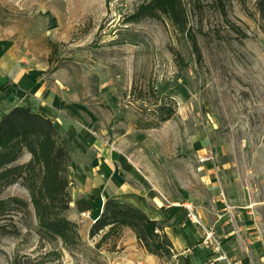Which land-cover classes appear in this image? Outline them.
Listing matches in <instances>:
<instances>
[{
    "label": "rangeland",
    "instance_id": "1",
    "mask_svg": "<svg viewBox=\"0 0 264 264\" xmlns=\"http://www.w3.org/2000/svg\"><path fill=\"white\" fill-rule=\"evenodd\" d=\"M154 1L0 0V63L35 74L73 111L75 188L94 183L107 199L109 166L122 154L144 194L192 204L204 225L185 218L204 248L217 256L220 243L236 264L253 231L264 246V24L255 0H183L184 33L166 15L130 21ZM162 107L175 112L167 122ZM10 196L30 201L20 185L1 198ZM68 217L82 247L41 240L35 216L29 228L19 216L22 235H0V264H175L154 263L129 227L90 238V215Z\"/></svg>",
    "mask_w": 264,
    "mask_h": 264
},
{
    "label": "trees",
    "instance_id": "2",
    "mask_svg": "<svg viewBox=\"0 0 264 264\" xmlns=\"http://www.w3.org/2000/svg\"><path fill=\"white\" fill-rule=\"evenodd\" d=\"M264 24V0H255ZM166 15L179 33L189 26L183 0H156L142 7L130 21L162 20ZM1 70V68H0ZM4 89V87H3ZM171 108L159 110L160 122L174 116ZM67 141L60 127L45 117L33 102L20 103L0 116V235L20 237L22 230L16 218H24L29 228L34 215L36 233L41 240L60 241L67 250L84 245L78 224L68 217L73 203L70 167L72 137ZM25 155L31 156L21 162ZM21 162V163H20ZM23 186L30 201L16 196L1 197L8 188ZM33 209V212L31 210ZM33 213V215H32ZM22 221V220H21ZM129 227L140 245L153 257L171 261L176 256L165 222L151 219L148 214L129 201L107 199L96 216L89 232L96 238L111 228Z\"/></svg>",
    "mask_w": 264,
    "mask_h": 264
},
{
    "label": "crops",
    "instance_id": "3",
    "mask_svg": "<svg viewBox=\"0 0 264 264\" xmlns=\"http://www.w3.org/2000/svg\"><path fill=\"white\" fill-rule=\"evenodd\" d=\"M0 64L1 111H8L11 107L7 108L6 106L9 104L13 107L20 103L35 102L38 111H40L45 117L51 118L52 121L60 127V131L67 141H69L68 135H71L74 143L73 139L79 137L80 130L73 125V111H70L64 106V99L51 93L50 86L47 87L45 82H37L35 80V74L29 76L30 72H27L24 67L19 65L11 67L5 62H1ZM14 88H17L18 92L14 94V97H10L13 95ZM26 90H29V92ZM4 106L5 109L2 108ZM82 136V138H84L85 135ZM121 156H119L120 163L118 167H115V165L112 164L113 161L109 166L110 172L115 171L110 175L109 179L106 180L107 184L105 186V193H110V196L107 199L116 198L123 201H129L139 209L141 208L145 211L151 219L165 222L166 226H168L166 233L169 239L172 240L177 253L173 258L175 264H202L213 260L215 261L217 258L216 254L212 250L205 249L203 246L205 242L201 231L192 223L191 225L189 220H186L185 217H187V210L185 208H180V203H169L167 200L169 205H166L158 196L152 198L149 197L148 194H144L142 191L144 183L141 182V173L138 175L136 168L126 161L125 156H122V158ZM70 169L75 172L73 166L70 167ZM118 170L119 173L116 175ZM84 177L85 176H83V179ZM89 179V176L85 177L84 182H88ZM93 184L94 183L86 184L87 186L84 185L80 187V189H77L72 182V185L74 186V189L71 190L73 203L71 210L69 211L72 212V210L76 208L80 214L87 213L90 215L89 219L92 223L96 218V215H99V212L107 200L105 198H103V200L100 198L95 189L96 186H93ZM200 220L201 224H203L201 217ZM228 223L229 222H226L223 226L229 225ZM204 227L206 230V225ZM232 233L233 232H230L229 234L231 235ZM247 234L246 236L248 237ZM250 234V238L252 239L248 240L249 245H245L244 248H242V251L246 254L243 255L242 261L238 260L236 261V264H238V262H240L239 264H264L263 242L256 231H253ZM232 239L234 240L236 238L232 237ZM230 255L232 258L235 256V254ZM238 255L240 256V253H237V256ZM156 260H158L157 257L153 258V261H155L154 263H156ZM214 264L229 263L216 261Z\"/></svg>",
    "mask_w": 264,
    "mask_h": 264
},
{
    "label": "built area",
    "instance_id": "4",
    "mask_svg": "<svg viewBox=\"0 0 264 264\" xmlns=\"http://www.w3.org/2000/svg\"><path fill=\"white\" fill-rule=\"evenodd\" d=\"M184 208L188 212L187 216H188L189 220L197 226H199V225L202 226L200 217L198 215L197 210H195L194 206L192 204L187 203V204H184ZM82 215H83V217H88L87 213H83ZM215 250H216V253L219 254V255H217V258L215 259V261L205 262L202 264H214L216 261L227 262V263L231 264L229 261V258L225 255V253L222 252L220 243H217V245L215 246Z\"/></svg>",
    "mask_w": 264,
    "mask_h": 264
},
{
    "label": "bare ground",
    "instance_id": "5",
    "mask_svg": "<svg viewBox=\"0 0 264 264\" xmlns=\"http://www.w3.org/2000/svg\"><path fill=\"white\" fill-rule=\"evenodd\" d=\"M5 60V59H4ZM2 61V60H1ZM0 98H1V96H0ZM2 99V98H1ZM180 243V242H179Z\"/></svg>",
    "mask_w": 264,
    "mask_h": 264
}]
</instances>
